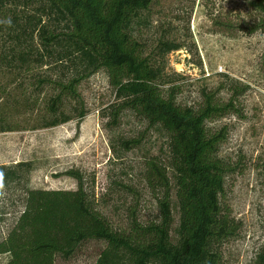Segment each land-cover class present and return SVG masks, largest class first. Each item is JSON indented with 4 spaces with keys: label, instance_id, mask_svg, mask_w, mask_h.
I'll return each mask as SVG.
<instances>
[{
    "label": "rangeland",
    "instance_id": "374dc122",
    "mask_svg": "<svg viewBox=\"0 0 264 264\" xmlns=\"http://www.w3.org/2000/svg\"><path fill=\"white\" fill-rule=\"evenodd\" d=\"M248 3L153 0L133 33L146 55L153 56L163 41L182 45L161 62L170 78L163 89L173 86L178 104L196 107L204 93H211L235 108L207 124L212 131L226 128L219 157L231 171L221 202L238 229L220 245L219 264H254L264 245V32L242 30L257 21L258 14L249 10ZM39 18L49 26L33 3L0 7V126L10 130L0 133V165L31 162L28 186L32 189L75 190L77 182L64 172H79L100 211L115 226L124 225L128 210H135L143 222L156 218L157 198L147 184L145 169L151 158L167 163L166 136L130 112L110 125L104 115L115 96L104 71L78 88L86 111L83 119L79 121L67 107L71 121L44 128L53 92L38 81L54 79L57 71L48 57L38 61L44 52L31 33ZM130 139L139 145L113 152L111 145ZM16 196L18 192H11L0 202V241L22 210ZM175 203L172 195V238L178 226ZM101 250V243L90 242L68 260L56 258L55 264H95ZM7 259L0 255V264Z\"/></svg>",
    "mask_w": 264,
    "mask_h": 264
},
{
    "label": "trees",
    "instance_id": "16d2710c",
    "mask_svg": "<svg viewBox=\"0 0 264 264\" xmlns=\"http://www.w3.org/2000/svg\"><path fill=\"white\" fill-rule=\"evenodd\" d=\"M153 0H0V7L35 4L49 21L34 22L33 33L44 55L52 60L57 75L43 78L40 85L52 90L46 108L44 128L79 121L86 115L78 88L82 81L104 71L114 90L115 102L104 116L110 125L126 112L145 121L151 129L164 133L168 161L146 162L145 179L156 194L158 215L143 222L135 210H128L124 225L115 226L98 208L85 187L82 175L66 171L77 182L75 190L29 188L31 162L0 165V202L18 192L21 205L14 225L0 241L5 264H55L68 260L90 242L102 244L95 264H219L220 245L234 236L237 224L229 208L223 206L229 165L219 157L226 128L212 131L207 124L232 113L231 101H218L204 93L196 107L176 102L173 86L161 62L180 43H158L153 56L146 55L134 38L135 25L144 22L143 13ZM249 10L258 14L253 26L242 30L264 32V0H249ZM225 26V25H224ZM230 25H228V28ZM10 130L0 126V133ZM138 140H119L114 153L129 151ZM171 171V173H169ZM172 195L178 211L175 238ZM15 200L13 201V203ZM254 264H264V245Z\"/></svg>",
    "mask_w": 264,
    "mask_h": 264
}]
</instances>
